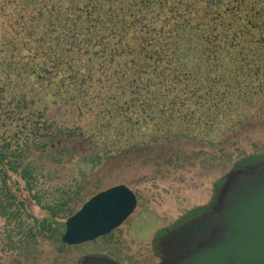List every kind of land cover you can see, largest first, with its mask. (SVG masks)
Wrapping results in <instances>:
<instances>
[{
  "label": "rangeland",
  "instance_id": "rangeland-1",
  "mask_svg": "<svg viewBox=\"0 0 264 264\" xmlns=\"http://www.w3.org/2000/svg\"><path fill=\"white\" fill-rule=\"evenodd\" d=\"M226 4L223 0L218 11L225 13ZM18 5L13 2V9ZM204 6L201 0L199 10L188 11L193 24L202 21L197 23L202 34L204 21L208 22ZM261 7L264 0L257 4ZM254 13L250 6L240 5L228 16L242 22L241 28L247 17L260 20L244 43L247 51L233 52V63L229 53L222 54L235 79L228 76L220 84L205 80L213 74L207 76L211 67L204 66V40L188 36L184 62L189 69H199L190 77L189 87L200 89L195 96L189 91L185 101H178L185 102V110L166 115V126L157 112L160 99L154 101L153 118H142L130 134L120 126L122 116L114 118L100 108V103H106L102 97L92 105L90 95L79 99L73 92L71 99L62 95L54 101L42 99L43 93H31L30 98L41 104L42 121L35 127L42 133V142L50 126L60 138L54 149L34 151L27 157L35 169L33 194L39 198L31 202V214L40 222L50 220L45 205L57 203L60 212L49 227L46 224V235L28 233L33 219L24 221L19 232L17 223L0 214V264H81V258L89 254L110 256L123 264H159L156 245L164 235L215 206L232 171L264 162V14L258 11L254 17ZM255 38L262 44L255 45ZM218 94L226 98L221 100ZM185 117L192 122L186 123ZM210 118H215L212 131L205 124ZM9 176L11 184L19 180L24 189L26 182L18 174ZM116 185H125L137 195L134 213L105 237L78 246L62 245L58 240L67 218L92 196Z\"/></svg>",
  "mask_w": 264,
  "mask_h": 264
},
{
  "label": "trees",
  "instance_id": "trees-1",
  "mask_svg": "<svg viewBox=\"0 0 264 264\" xmlns=\"http://www.w3.org/2000/svg\"><path fill=\"white\" fill-rule=\"evenodd\" d=\"M0 1V214L17 223L19 232L24 221L33 219L34 225L27 228L30 235H46L60 212L57 203L45 205L50 220L40 222L31 214L30 204L39 198L33 194L35 169L27 157L54 149L60 140L57 129L50 126L42 142L35 127L42 121L41 104L30 98L31 93H43L42 99L54 101L62 95L71 99L73 92L79 99L90 95L92 105L102 97L106 103L100 108L114 118L122 116L120 126L130 134L142 118H153L154 101L160 99L157 112L166 126V115L185 110V102L178 101L200 89L189 87L190 77L199 69H189L184 62L188 36L204 40V66L211 67L207 76L213 74L205 80L220 84L225 77L236 78L222 54L229 53L233 63V52L247 51L244 43L253 33L251 27L260 23L247 17L241 28L242 22L228 16L240 5L250 6L254 17L258 11L264 14L263 7L257 8L262 0H226L225 13L218 11L223 0H204L208 22L204 21L202 34L197 24L201 20L193 24V15H188L190 9H200L201 0ZM13 2L19 3L14 9ZM254 44L262 42L255 38ZM217 107L215 103L213 108ZM214 122L215 118L205 122L209 131ZM11 172L26 182L23 190L19 180L10 183ZM58 241L63 245L61 237Z\"/></svg>",
  "mask_w": 264,
  "mask_h": 264
},
{
  "label": "water",
  "instance_id": "water-1",
  "mask_svg": "<svg viewBox=\"0 0 264 264\" xmlns=\"http://www.w3.org/2000/svg\"><path fill=\"white\" fill-rule=\"evenodd\" d=\"M135 194L125 185L102 191L66 222L63 242L77 245L110 233L132 214ZM162 264H264V162L232 171L215 206L165 235ZM82 264H119L86 256Z\"/></svg>",
  "mask_w": 264,
  "mask_h": 264
},
{
  "label": "bare ground",
  "instance_id": "bare-ground-1",
  "mask_svg": "<svg viewBox=\"0 0 264 264\" xmlns=\"http://www.w3.org/2000/svg\"><path fill=\"white\" fill-rule=\"evenodd\" d=\"M130 217V216H129Z\"/></svg>",
  "mask_w": 264,
  "mask_h": 264
}]
</instances>
